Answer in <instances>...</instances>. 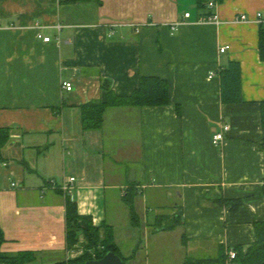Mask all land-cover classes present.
<instances>
[{
	"label": "crops",
	"instance_id": "crops-1",
	"mask_svg": "<svg viewBox=\"0 0 264 264\" xmlns=\"http://www.w3.org/2000/svg\"><path fill=\"white\" fill-rule=\"evenodd\" d=\"M216 1L219 26L198 21L211 12L207 0H0V127L11 135L0 149L2 251H33L37 264L64 259L68 198L96 226L113 227L121 253L131 240L127 264H186L255 243V222H264V0ZM236 60L242 101L225 103L220 71ZM143 76L166 78L171 103L112 106L101 129L83 128V106L108 99L105 81L123 97ZM224 123L231 130L217 146ZM70 176L73 193L50 186ZM131 182L139 225L124 202ZM160 216L163 226L180 222L161 230Z\"/></svg>",
	"mask_w": 264,
	"mask_h": 264
},
{
	"label": "trees",
	"instance_id": "trees-1",
	"mask_svg": "<svg viewBox=\"0 0 264 264\" xmlns=\"http://www.w3.org/2000/svg\"><path fill=\"white\" fill-rule=\"evenodd\" d=\"M203 5L205 0H199ZM260 56L264 61V29L260 33ZM221 78V100L225 103H237L242 101V71L239 61H230L220 71ZM104 89L108 91L107 101L89 102L82 108L83 128L86 130L101 129L105 118L104 115L109 107L112 106H130V107H152V106H166L170 104V88L168 80L158 76H143L140 86L129 96L119 97L114 94L110 88V82L103 83ZM262 125L264 127V102L261 107ZM10 129L0 127V149L10 141ZM1 151V150H0ZM264 185V184H263ZM138 189L131 182L124 202L127 203L130 209V217L135 225L140 224V217L137 214L135 199L138 196ZM264 196V186L262 188ZM227 203H233V208L240 205L241 201L227 200ZM66 234H67V248L68 252L79 245L81 238L84 239V252L76 257L70 259H62L56 261L54 264H87L88 260L99 259L108 252H116L119 254L124 264H127L125 257L122 256L120 248L115 242V232L113 227L107 223H102L96 226L88 215H81L77 203L72 199L66 200ZM165 217L160 216L157 221L159 229H169L180 222L178 216L175 220L172 219L168 225L162 224ZM256 241L248 248L235 247L236 258L229 259L228 252L225 253L223 249L218 256L213 258H199L194 260L188 258L186 264H264V222H255ZM185 239V238H184ZM4 240L2 231L0 229V247ZM83 244V243H82ZM99 246H102L100 248ZM96 251L94 256L91 251ZM36 253L33 251L20 252L8 254L0 248V264H37L35 263Z\"/></svg>",
	"mask_w": 264,
	"mask_h": 264
},
{
	"label": "built area",
	"instance_id": "built-area-1",
	"mask_svg": "<svg viewBox=\"0 0 264 264\" xmlns=\"http://www.w3.org/2000/svg\"><path fill=\"white\" fill-rule=\"evenodd\" d=\"M207 5L209 7V9L211 10V12L207 13L204 16H201L198 21L202 22V23H206V22H211L214 23L216 25H221V23H223V19L220 17V15L218 14V12L216 11V7L218 6V3L216 0H207ZM184 16L186 18H190L192 15L190 14V12H185ZM240 20L242 21H247L248 20V16L247 14H241L239 16ZM257 21L259 23H264V13H258L257 14ZM181 22H175L172 23L171 25V29L176 31L178 29V26L180 25ZM38 27H40V24H37ZM38 36L40 38H42L45 42H50V40L52 39L51 36H44V34H42L41 32L37 33ZM230 49V45H224L221 47V52H224L226 50ZM215 73L212 72V74L210 75L211 77L214 76ZM63 88L67 89L68 91H71L73 89V82L70 80H65V82H63ZM230 124L228 123H224L221 127V130L215 132L212 136V142L213 144L219 146L222 144V142H224V140L226 139V134L227 132H229L231 129ZM78 179L76 176H70L68 177V179H66L64 182L62 183H57V181L54 179L52 181H50V186L52 187H56L59 188L61 191H63L66 195H68L69 193H73L74 189L77 185ZM13 186H16L17 183L13 182L12 183ZM100 248H102V246H99ZM71 251V250H70ZM83 251H81L78 254H82ZM91 253L96 256V251L92 250ZM70 254V252H68V255ZM236 251L234 249H230L228 251V258L229 259H234L236 258Z\"/></svg>",
	"mask_w": 264,
	"mask_h": 264
},
{
	"label": "water",
	"instance_id": "water-1",
	"mask_svg": "<svg viewBox=\"0 0 264 264\" xmlns=\"http://www.w3.org/2000/svg\"><path fill=\"white\" fill-rule=\"evenodd\" d=\"M136 178L135 170L130 171V179L134 180ZM122 257L116 252H108L103 257L99 259H91L87 261V264H124Z\"/></svg>",
	"mask_w": 264,
	"mask_h": 264
},
{
	"label": "rangeland",
	"instance_id": "rangeland-1",
	"mask_svg": "<svg viewBox=\"0 0 264 264\" xmlns=\"http://www.w3.org/2000/svg\"><path fill=\"white\" fill-rule=\"evenodd\" d=\"M137 232H139V230H137ZM140 234V233H139ZM143 238V237H142ZM123 243H122V256L123 257H125L126 255H127V253H129V251H130V249H131V240L130 239H127V241H122ZM85 243L86 242H83V244L82 243H80L79 245H77V246H75L74 248H76V249H72L71 251H70V254L68 255V253L66 254V256H65V258L64 259H70V258H72V257H76V256H78V255H80V254H78V253H80L81 251H83L84 252V246H85ZM143 244H145L144 243V241H143ZM141 245L143 248H142V251L144 252V251H146V250H148V248L149 247H146V246H144V245ZM141 251V250H140ZM145 253V252H144ZM125 255V256H124Z\"/></svg>",
	"mask_w": 264,
	"mask_h": 264
}]
</instances>
